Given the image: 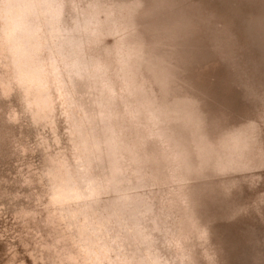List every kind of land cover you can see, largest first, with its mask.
I'll return each mask as SVG.
<instances>
[{"label":"rangeland","instance_id":"obj_1","mask_svg":"<svg viewBox=\"0 0 264 264\" xmlns=\"http://www.w3.org/2000/svg\"><path fill=\"white\" fill-rule=\"evenodd\" d=\"M38 7L51 111L36 110L0 54V264H87L85 235L103 264H264V0ZM90 18L100 45L73 53L71 32ZM90 55L109 67L127 152L110 151L103 101L78 72ZM245 128V166L198 158ZM58 161L95 188L69 203L72 218L51 204Z\"/></svg>","mask_w":264,"mask_h":264},{"label":"bare ground","instance_id":"obj_2","mask_svg":"<svg viewBox=\"0 0 264 264\" xmlns=\"http://www.w3.org/2000/svg\"><path fill=\"white\" fill-rule=\"evenodd\" d=\"M43 1L47 0H0V54H3L4 58L8 60L7 68H9V70H11V72L13 73L18 86L24 93V96L32 97L36 110L45 114L51 111V105L53 101L51 98L50 83L45 71L44 59L41 56L43 46L39 30L40 27L35 16V9H38V6H40L41 2ZM98 22L96 21V23H94L92 18H90L85 19V21L79 22L75 26L71 33L73 34V37L77 36V40L79 41V43L72 42L71 50L73 53L81 51V49H84L90 45H100L97 34L99 28L98 26L100 23ZM71 33L67 32V34L69 35H71ZM78 65V72L84 77L89 78L95 95H97L98 99H101L103 101V108L106 110V112L102 120L104 124L105 140L108 143L110 151L115 153L117 151L116 149L119 148L121 151L127 152L128 145L127 143H124L125 141L123 134L129 133V130H126V128L124 127V129L121 128L119 122V113L124 108L118 113L116 102L119 98L116 97V92L114 91L113 87L110 84V81L107 78V73L109 71L107 62L97 56L90 55L88 56V58H82L81 60H79ZM122 89H119L120 92L122 91ZM122 95L123 93L119 95L120 98ZM122 98L124 99L126 97L124 96ZM249 130L250 128H245L243 130V136L241 138H239V136H237L236 134L235 136L237 137L229 139H227V137V140L224 139L225 137H219L216 141L214 139V141L210 140L212 150L206 151L205 153L201 152L200 155L197 154L198 158H202L203 155H205L206 159H209L211 161L210 167L212 165L215 166V168L209 169H212L214 171L219 170V168H222V171L231 168H225V166L227 167L228 163L227 165H223L222 162L224 159V161H228V159L232 160L229 162L232 164L236 160V162L234 163L235 165H232L233 167L245 166V161H247V159H244L243 161L241 159L238 160L237 158H241L240 156L243 157V154L249 152L250 150L253 151L251 148L249 150L247 147L248 145L249 147H251V145L248 143L255 144L253 140L252 142L250 141V138L253 137L252 135L254 134L253 132H251L253 130ZM241 131H238V134H240ZM129 140H132L131 143L133 144L134 139L129 138ZM239 146L243 148V151L245 150V148L249 151L245 150L246 152L244 151V153H242L241 149L240 151L238 150ZM249 155H246V157ZM251 155L253 157L252 152ZM249 157L252 158L251 156ZM229 166H231V164H229ZM137 169L138 168L134 169L136 172L135 174L137 175V181L135 184H133V187H137L142 181V178L140 177V175H138L139 172ZM48 181L49 189L51 191V204L55 207V209H58L60 213H66L68 215L70 214L71 218L74 217L75 214L72 209H70L69 203L81 197L83 195L82 190L84 191V196L95 194V188L92 183H90V181H88L87 179H83L82 182L76 180V178L70 174L63 161H58L57 164L53 167L52 171L48 173ZM80 236H83V230L77 232V237L79 238ZM85 237L87 236H83L81 240V242L84 244H82V247L80 248V251L84 253L85 261L87 262V264H103L101 254H91L93 253L92 249L94 248L89 246L90 241L85 239ZM154 264L162 263L155 259Z\"/></svg>","mask_w":264,"mask_h":264},{"label":"snow or ice","instance_id":"obj_3","mask_svg":"<svg viewBox=\"0 0 264 264\" xmlns=\"http://www.w3.org/2000/svg\"><path fill=\"white\" fill-rule=\"evenodd\" d=\"M187 71L190 72L192 75H195L197 69L195 67V62H191V66L187 68Z\"/></svg>","mask_w":264,"mask_h":264}]
</instances>
